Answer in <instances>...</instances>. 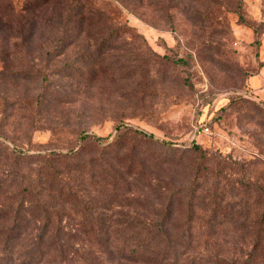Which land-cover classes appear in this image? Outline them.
Masks as SVG:
<instances>
[{
    "label": "rangeland",
    "instance_id": "rangeland-1",
    "mask_svg": "<svg viewBox=\"0 0 264 264\" xmlns=\"http://www.w3.org/2000/svg\"><path fill=\"white\" fill-rule=\"evenodd\" d=\"M32 1L37 8L27 10ZM92 1L109 20L82 22L77 10L84 8L77 0H0L4 184L16 197L23 186L36 191L42 167L62 170L61 156L82 144L90 150L86 157L98 153L81 135L112 141L120 126L124 156L149 161L153 176L182 187L173 217L188 218L189 199L199 230L207 229L199 226L210 213L207 203L218 200L232 207L231 214L240 211L246 196L254 200L258 191L247 186L264 187V99L249 83L251 76L264 73V0ZM194 7L210 18L193 15ZM136 129L157 138L148 140ZM81 176L75 173L74 181L90 199H99L98 186L84 185ZM148 180L137 181L147 197ZM43 195L68 221L83 217L87 198L82 193L74 202H63L48 189ZM102 208L96 207V213ZM262 209L258 203L248 214L255 217ZM128 210L107 211L122 216ZM138 212L148 214L142 208ZM212 228L243 232L232 223ZM36 232L31 223L22 229L19 253L39 250ZM234 244L241 245H228ZM44 260L53 264L48 255Z\"/></svg>",
    "mask_w": 264,
    "mask_h": 264
},
{
    "label": "trees",
    "instance_id": "trees-1",
    "mask_svg": "<svg viewBox=\"0 0 264 264\" xmlns=\"http://www.w3.org/2000/svg\"><path fill=\"white\" fill-rule=\"evenodd\" d=\"M82 12L77 10L82 22L92 19L107 21L108 13L102 7H95L92 0H77ZM41 6V5H40ZM39 6V7H40ZM32 1L27 10L36 9ZM196 17H207L197 7L192 8ZM190 11V10H189ZM192 13V12H191ZM7 24L8 23H1ZM3 26V25H2ZM2 29V28H1ZM117 135L112 141L110 136L85 133L80 136L82 142H91L97 150L96 155L86 157L87 145L82 144L76 152L61 156L66 164L62 170L50 172L46 166L37 172V190L32 186H23L16 197L12 194L10 184H4L0 177V264H47L45 255L53 258V264H260L264 262V187L253 184L247 186L258 188L255 199L246 196L240 211L232 212V207L220 204L218 200L206 204L208 217L199 220L200 227L195 229L198 221L194 220L195 204L191 199L186 202L191 213L181 221L175 218L176 196L182 187L174 188L168 182L153 176L154 169L149 161L128 159L122 151V130L117 126ZM144 138L156 140V136L136 129ZM194 148H198L197 145ZM22 154V152H19ZM40 158L45 154L38 152ZM72 160V162L70 161ZM138 161V162H136ZM75 173L82 174L84 185L94 190L97 195L89 198L88 192L82 191L81 183L75 180ZM148 177L145 184L151 196L137 186V181ZM74 181V182H73ZM90 181L88 184L87 182ZM76 182V183H75ZM80 188H79V187ZM247 188L245 194H247ZM44 189L57 192L63 202L87 198L83 206V217L77 221L65 219V213L55 206L52 198L44 196ZM88 189V188H87ZM194 189V187H193ZM43 191V194H41ZM82 191V192H81ZM253 192H250L252 196ZM134 198L130 199L128 195ZM30 195V198H25ZM41 195V196H40ZM143 197V199H141ZM195 201V197H192ZM102 200V202H100ZM263 206L262 212L255 217L249 215L251 208ZM104 206L103 212L96 213V207ZM129 209L123 215L107 210ZM145 209L148 214H141L138 209ZM204 208V207H202ZM244 210H248L247 213ZM229 217V218H228ZM66 221V222H65ZM37 226V252L18 249V240L22 229L29 224ZM232 223L236 230L248 231L247 235L237 232L220 233L212 228L217 225ZM2 225V226H1ZM176 226V227H175ZM176 228L173 230L172 228ZM33 232V231H31ZM245 249V242L249 239ZM222 241L224 244L222 245ZM231 241L241 245H228ZM41 243H45L41 247ZM33 249V248H30ZM17 252V253H16ZM23 252V253H21ZM11 259V260H10Z\"/></svg>",
    "mask_w": 264,
    "mask_h": 264
},
{
    "label": "crops",
    "instance_id": "crops-1",
    "mask_svg": "<svg viewBox=\"0 0 264 264\" xmlns=\"http://www.w3.org/2000/svg\"><path fill=\"white\" fill-rule=\"evenodd\" d=\"M250 86L251 90L257 94L261 95V98L264 99V73L263 70L261 74L253 75L250 77Z\"/></svg>",
    "mask_w": 264,
    "mask_h": 264
}]
</instances>
